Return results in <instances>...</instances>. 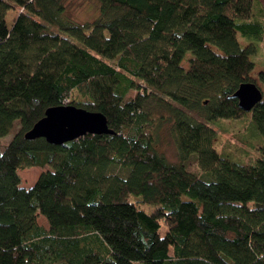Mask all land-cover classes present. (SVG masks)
<instances>
[{
	"label": "trees",
	"instance_id": "1",
	"mask_svg": "<svg viewBox=\"0 0 264 264\" xmlns=\"http://www.w3.org/2000/svg\"><path fill=\"white\" fill-rule=\"evenodd\" d=\"M66 1L0 0V137L16 127L0 148V264H264V145L238 163L208 125L248 115L264 138L252 0H97L83 23ZM243 82L261 92L249 112L230 97ZM68 104L113 133L24 138ZM46 165L19 185L17 169Z\"/></svg>",
	"mask_w": 264,
	"mask_h": 264
},
{
	"label": "rangeland",
	"instance_id": "2",
	"mask_svg": "<svg viewBox=\"0 0 264 264\" xmlns=\"http://www.w3.org/2000/svg\"><path fill=\"white\" fill-rule=\"evenodd\" d=\"M253 4L251 9L253 10V16L255 19L260 20L264 24V0H252ZM66 13L73 18L76 22L83 23L86 21H93L97 18L98 14V2L97 0H67L66 1ZM17 12L10 10L4 20L7 25H10L11 19L16 16ZM264 31V28H263ZM238 42L245 44L247 40L241 36H237ZM256 54L252 55L251 61L254 64L251 75L254 76L257 71H264V33L262 40L258 44ZM211 128H214L217 132V138L215 140L216 147L220 152L228 153L232 159L238 163L246 164L254 161L258 156H261L259 152V146L264 145V138L254 130L248 115H244L238 119H220L208 123ZM15 126V125H14ZM9 129L10 131L3 137H0V148L9 142L11 137L15 133L14 127ZM166 128L161 129L162 135L159 139L158 150L165 156L168 161L177 162L176 145H174L170 136L166 134ZM187 170L198 174L199 170L195 164V155L186 161ZM50 166H27L25 168L17 169L19 176V185L28 187L39 175L40 171L48 170ZM145 209H149L144 207ZM44 217L40 215L38 221L43 222ZM45 221V220H44ZM164 227L161 226L160 233L162 234Z\"/></svg>",
	"mask_w": 264,
	"mask_h": 264
},
{
	"label": "water",
	"instance_id": "3",
	"mask_svg": "<svg viewBox=\"0 0 264 264\" xmlns=\"http://www.w3.org/2000/svg\"><path fill=\"white\" fill-rule=\"evenodd\" d=\"M237 87L230 97L236 99L239 109L249 112L262 98L260 89L252 82H243ZM102 133H113L107 126L105 115L68 104L46 108L43 116L24 134V138L41 137L47 143L59 145L84 134Z\"/></svg>",
	"mask_w": 264,
	"mask_h": 264
}]
</instances>
